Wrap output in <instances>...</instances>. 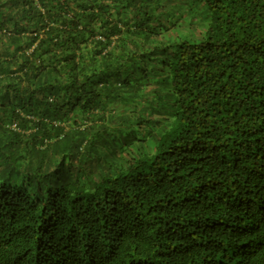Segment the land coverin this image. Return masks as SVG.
<instances>
[{
    "label": "trees",
    "instance_id": "obj_1",
    "mask_svg": "<svg viewBox=\"0 0 264 264\" xmlns=\"http://www.w3.org/2000/svg\"><path fill=\"white\" fill-rule=\"evenodd\" d=\"M0 264H264V0H0Z\"/></svg>",
    "mask_w": 264,
    "mask_h": 264
}]
</instances>
